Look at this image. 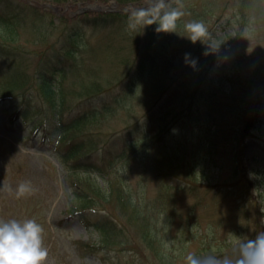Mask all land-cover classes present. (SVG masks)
Returning a JSON list of instances; mask_svg holds the SVG:
<instances>
[{
	"label": "rangeland",
	"instance_id": "374dc122",
	"mask_svg": "<svg viewBox=\"0 0 264 264\" xmlns=\"http://www.w3.org/2000/svg\"><path fill=\"white\" fill-rule=\"evenodd\" d=\"M183 3L186 15L175 33L165 34L134 15L150 0H109L112 9L103 13L120 19L109 26L92 27L93 18L83 22L86 42L74 49V72L67 67L63 89L71 110L61 116L95 110L101 115L88 128L95 153L87 160L110 173L109 197L99 201L96 212L83 214L114 230L110 242L101 243L84 218L71 215L65 171L50 151L56 135H32L30 123L12 122L16 103L0 96V220L36 219L44 228L47 264L107 263L96 247L110 249L112 264H186L190 254L211 264L232 254L236 240L230 234L247 239L264 231V0ZM76 9L49 13L35 38L29 29H19L12 44L30 79L45 60L49 73L60 61L69 64L62 35ZM34 19L40 21V15ZM192 20L205 23V44L187 39L184 24ZM148 28L154 40L146 68L138 73ZM9 64L0 59V76ZM94 90L103 95L94 97L97 104L89 97L96 94L79 97ZM30 102L35 110L29 120L53 121L37 93ZM148 134L157 142L123 162L129 141L142 142ZM244 178L251 181L249 190ZM26 181L34 194L16 199L15 189ZM97 183L106 187L100 179ZM246 192L255 203L238 201ZM145 216L153 230L147 239L140 230ZM83 243L94 250H83Z\"/></svg>",
	"mask_w": 264,
	"mask_h": 264
},
{
	"label": "trees",
	"instance_id": "16d2710c",
	"mask_svg": "<svg viewBox=\"0 0 264 264\" xmlns=\"http://www.w3.org/2000/svg\"><path fill=\"white\" fill-rule=\"evenodd\" d=\"M41 1L42 4H37L35 2L29 3L27 1L25 2L22 0H18L17 2L16 0H0V50L6 52L3 54H8L9 57L14 55V52L11 51L13 47L12 43L17 40L19 32L23 29H29V31L33 32H31L30 34L34 38L37 37V32L40 30L41 21L44 18H47L49 13L53 14L52 11H49L47 9L55 8L57 10L60 9L58 11L62 12L65 7H71L77 4L78 2L99 4H105L108 2V0ZM12 2H16L17 5L13 6ZM46 4L49 5L50 8ZM36 14L40 15V21L38 22L34 19V16ZM112 18L113 19H111L110 21L111 23H115L120 19L119 15H116L114 17L112 16ZM43 23H46V21H44ZM48 24H51V27L54 26V23L52 21L48 22ZM19 29L21 30L19 31ZM71 33L73 34V36L71 37L72 41L77 43L75 40L78 41L79 35L76 34L75 29H73ZM146 33V38L149 45H146L141 50L142 56L140 57V61L138 63V73H141V71H144L146 68L148 47L153 44L154 40V33L151 28H148ZM7 50H9V52ZM68 53L70 56H73V52L70 53V50H68ZM41 65V71L38 70L35 74L36 81L33 86V92L26 91V94L29 96V98H31L30 94L36 92L38 95L41 96L44 101L48 102L47 104H49V106L46 109L48 111L50 109L49 113L52 114L51 117L54 122H48L46 121V118H42V116H39L37 119H32V123L26 120V117H28L30 114L31 108L30 99H27L28 96L20 97L23 101L22 106L24 107V109L19 110L18 108L16 111H13L10 116L12 119H17L18 117H20L22 123H30L31 126L29 132L32 134L35 133V131L40 130L43 138H47L53 133L56 135L53 145L55 147H52L51 152H54L56 154L62 170L66 172L65 181L67 187L69 188L68 197H70V210L75 215L84 211L96 212L98 205H100L99 201H106L108 199L109 195L106 193V188L108 189L111 184L109 175L110 173H108L107 170L103 169V167H101L100 165L96 164V162L93 163L90 160H87V158L91 157L92 154L95 153V143L90 140V133H88V128L91 122L97 117L100 118L101 115H99L98 110H95L94 113H77L72 118L70 117V120L65 119L64 116H61L63 114L64 109L67 108V110H69V115L71 110V108L68 109L67 107L66 94L63 89L62 80L64 79L65 75L64 70L67 69V67L68 69L75 68L76 63L73 59H70L68 65H64L63 62L60 61V65H58L57 68L53 69L54 74H56L53 77L52 74H49L47 76L44 75L45 73H47L48 70L44 67L47 66L49 68L51 66L50 62L48 60H45ZM25 83L26 80L24 81L23 78H19L16 75H11L8 81L3 82V85L0 87V89L2 88L4 91H8L10 89L20 87L21 85L23 86ZM94 92L85 91L82 92L79 97H83V95L88 96L93 94ZM93 101V104H97L100 102L99 100ZM25 102L29 104L28 107L27 105H25ZM83 104H86V102H82L80 104V107H83ZM46 109H44L43 112H45ZM44 116L46 117L45 113ZM154 138L152 135L148 134L142 138V142L135 143V141H131L128 147L123 151L122 161L124 160L123 162H126L128 156L133 153L137 154L142 147L145 148L146 145L150 146L156 143L157 141H155ZM234 156L235 161L237 162V156L238 159H240L239 149L238 154H234ZM97 179L102 180V182L106 184V187H100L97 183ZM243 181L247 183V187L249 190L251 187V181L248 178H244ZM243 181H241L239 184H241ZM241 185L242 187H244L243 183ZM247 192L243 193V197L241 198L240 196L238 198L240 200L238 201H253V203H255L256 198H249L247 196ZM135 217L137 218L136 215ZM146 218L147 216L144 217V223L140 227L142 237L145 239H147L153 232V230L149 228V224L145 223ZM100 222H98L97 220L92 221L88 224L92 225L96 232L99 233L101 243L106 244L108 241L110 242L111 236H109V234H111V231L114 230H112V228H108L109 225L107 223L103 224V222ZM83 248L89 251L94 250V247L92 245H88V247L83 246ZM96 248L101 250L102 259H105L107 261V263L104 264H112V262H110L107 257V254H109L110 249H105L102 247Z\"/></svg>",
	"mask_w": 264,
	"mask_h": 264
},
{
	"label": "clouds",
	"instance_id": "9594fccd",
	"mask_svg": "<svg viewBox=\"0 0 264 264\" xmlns=\"http://www.w3.org/2000/svg\"><path fill=\"white\" fill-rule=\"evenodd\" d=\"M146 18L142 22L156 25L157 33H175L177 22L185 15L183 0H150V6L134 13ZM187 39L193 44L204 43L208 29L203 21L192 20L184 24ZM205 44V43H204ZM30 181L21 182L15 189V198L34 194ZM232 235L236 244L231 255L213 258L211 264H264V231L253 238ZM48 249L44 246V228L34 218L0 220V264H47ZM186 264H206L189 255Z\"/></svg>",
	"mask_w": 264,
	"mask_h": 264
}]
</instances>
